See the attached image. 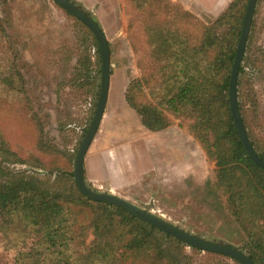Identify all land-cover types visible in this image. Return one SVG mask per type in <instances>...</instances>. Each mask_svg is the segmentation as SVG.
<instances>
[{"label":"rangeland","instance_id":"rangeland-1","mask_svg":"<svg viewBox=\"0 0 264 264\" xmlns=\"http://www.w3.org/2000/svg\"><path fill=\"white\" fill-rule=\"evenodd\" d=\"M104 4L90 12L75 6L98 24L107 40L112 106L124 107L121 114L129 118L116 132L128 143L121 151L128 171L117 179L125 183L121 190L126 198L117 197L185 232L244 254L245 235L228 213L224 194L214 186L215 164L188 131L193 119L170 115L159 105L178 82L176 44H183L182 60L193 71L195 64L184 44L190 50L202 28L210 26L228 4L217 15L189 12L173 0H105ZM0 26L4 33L0 36V137L14 155L1 156V168L34 178L48 192H66L71 186L68 174L98 101L97 42L80 21L51 0H0ZM159 39L169 47L160 50ZM241 67L243 118L250 137L264 152V0H256ZM13 74L18 77L12 84ZM125 85L131 86L128 96L135 106L156 108L169 127L159 133L136 128L128 134L137 123L122 99ZM105 145L101 129L88 152ZM140 168L142 177L137 178ZM90 241L88 236L86 245ZM4 244L0 225V264H13L16 253ZM184 252L188 264H237L189 247Z\"/></svg>","mask_w":264,"mask_h":264},{"label":"trees","instance_id":"trees-1","mask_svg":"<svg viewBox=\"0 0 264 264\" xmlns=\"http://www.w3.org/2000/svg\"><path fill=\"white\" fill-rule=\"evenodd\" d=\"M247 2L231 0L210 26L202 28L190 50L184 44L186 55L194 61L193 71L190 68L189 72V64L182 60L183 44H176L173 54L178 82L159 105L170 115L193 119L188 131L215 164L214 186L224 194L228 213L245 235L244 254L254 264H264V169L253 163L239 140L228 96ZM3 34L0 26V36ZM165 44L157 40L160 50L169 47ZM96 51L99 54L97 44ZM242 71L240 64L237 111L250 146L264 162V152L250 137L243 118L239 97ZM17 77L10 76L12 84ZM129 89L128 85L124 101L145 130L155 133L169 127L166 116L156 108L135 106L128 96ZM1 156L14 155L0 137ZM68 178L71 186L66 192L52 193L43 190L32 177L8 174L0 163V225L5 249L16 253L13 264L189 263L186 245L118 206L87 199L77 190L72 173ZM88 236L91 241L86 245Z\"/></svg>","mask_w":264,"mask_h":264},{"label":"water","instance_id":"water-1","mask_svg":"<svg viewBox=\"0 0 264 264\" xmlns=\"http://www.w3.org/2000/svg\"><path fill=\"white\" fill-rule=\"evenodd\" d=\"M51 1L54 4H56L59 8L64 10L66 13L73 16L76 20L80 21L91 32V34L93 35V37L97 42L100 63H101V81H100L98 101L93 116L91 118L90 124L81 140V143L77 149L74 159L72 176L77 190L84 197H86L91 201L104 202L122 208L123 210L133 215L134 217L138 218L139 220L168 234L169 236L180 241L187 247L195 248L201 252H207V253H212L223 257H227L238 262L239 264H254L250 260V258H248L242 252L236 250L235 248H232L222 243H215L194 236L188 232L183 231L182 229L176 226H173L161 220L160 218L153 216L152 214H150V212H147L132 205L131 203L125 201L124 199H121L109 193H101L94 191L85 184L83 178V160L98 130L106 105L107 93L109 88V78H110L109 48H108L107 40L101 28L92 18H90V16L86 15L82 10L71 4L68 0H51ZM255 3L256 0H248L247 2L243 24H242V30H241L240 38L237 43L234 61L230 73L228 96H229L230 113L239 140L242 146L244 147L246 153L253 161V163L257 165L259 168L264 169V162L257 157L256 153L253 151L252 147L250 146L246 138L245 131L236 106V82H237L238 69L241 64V59L243 56L246 40L248 37Z\"/></svg>","mask_w":264,"mask_h":264},{"label":"crops","instance_id":"crops-1","mask_svg":"<svg viewBox=\"0 0 264 264\" xmlns=\"http://www.w3.org/2000/svg\"><path fill=\"white\" fill-rule=\"evenodd\" d=\"M74 4L80 6L85 11L94 10L92 8H102L106 4H104L105 0H71ZM176 3H180L184 9L193 13H212L216 12V15L223 10V8L231 1V0H173ZM113 79L109 78V88L107 93L106 105L104 114L100 121L98 131L103 129L106 136V145L101 150H94L86 153L83 160V178L85 184H87L93 190H103L109 194L114 196H119L122 198L124 194L121 190L122 184L120 183V179L118 177L122 174V172L128 171L126 167V159L125 156L122 155V150L128 148V143L119 137L116 132L120 131L129 118H125L122 116V109L124 107L118 105L112 106L111 100V83ZM126 89V85L123 89L122 99L125 106L130 109L125 101H124V92ZM121 107V108H120ZM131 110V109H130ZM131 116V119H135L137 126L129 131L128 134H132L136 128H143L140 124L138 116L135 114L133 110L132 113L129 110H126ZM122 113V114H121ZM104 127V128H103ZM149 132V131H148ZM162 132V131H159ZM155 132V133H159ZM95 134V136H96ZM130 134V135H131ZM94 140V139H93ZM93 142V141H92ZM91 142V143H92ZM91 145V144H90ZM90 147V146H89ZM122 153V154H121ZM141 159V162L144 164V159ZM123 165V169H121V165ZM136 167V165H135ZM134 167V169H135ZM137 170V169H136ZM141 168L139 170V176L137 178H141ZM138 179L135 180V182ZM120 191V192H119Z\"/></svg>","mask_w":264,"mask_h":264}]
</instances>
